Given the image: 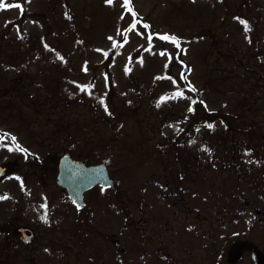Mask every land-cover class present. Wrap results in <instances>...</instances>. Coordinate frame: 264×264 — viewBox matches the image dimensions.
Instances as JSON below:
<instances>
[{"label":"rangeland","instance_id":"rangeland-1","mask_svg":"<svg viewBox=\"0 0 264 264\" xmlns=\"http://www.w3.org/2000/svg\"><path fill=\"white\" fill-rule=\"evenodd\" d=\"M25 1V7L38 14L19 16L20 7L0 8V35L15 42L19 30L31 33L22 48L15 47L21 58L34 50L32 44L39 42L42 31L53 47L38 45L36 58L42 59L45 52L47 64L42 74L33 58L24 67L30 79L37 75L31 79L34 91L46 96L31 92L29 97L25 94L11 101L0 98V164L10 166L0 180V192L8 194L0 199V264H136L140 221L177 224L185 219L184 209L199 212L202 205L208 251H217L219 240L224 246L238 239L234 255L241 260L235 264H252V253L264 259V226L252 219L253 215L261 218L255 204L264 205L260 200L264 193V71L253 62L254 74H245L251 40L239 17L262 20L254 27L259 29L260 46L264 44V0H130L131 12L123 0L111 4L68 0L67 7L62 0ZM155 33L175 35L179 43ZM110 49L107 65L102 62ZM179 59L190 66L185 78L180 77ZM51 73L53 85L42 88L36 83ZM94 78L84 96L80 85ZM207 83L210 87L205 88ZM112 87L119 92L109 101L114 118L94 117L86 105L95 100V89L100 97ZM202 87L206 90L201 101L210 111L220 110L214 120L219 129L215 139H223L227 146L231 142L221 129L224 119L238 127L232 132L233 149L225 152L216 147L217 160L234 163L229 169L202 165L208 157L204 129L197 138L183 136L181 127L187 124L193 89ZM64 100L70 101L68 107ZM64 113L67 119H61ZM68 119L95 137L93 147L83 149L79 141L70 139ZM95 144L102 152H97ZM69 146L78 153L74 158L105 163L115 181L112 186L96 185L86 191V207L78 217L67 209L70 205L54 182L57 157ZM199 148L197 161L192 155ZM182 161L194 164L186 175L179 172ZM174 187L187 189L189 198L163 199V192ZM48 202L55 203L63 215L53 229L41 225L42 205ZM20 224L36 231L30 246L12 234V228ZM162 235L169 236L168 230ZM125 252L132 253L131 261L121 262Z\"/></svg>","mask_w":264,"mask_h":264},{"label":"trees","instance_id":"trees-1","mask_svg":"<svg viewBox=\"0 0 264 264\" xmlns=\"http://www.w3.org/2000/svg\"><path fill=\"white\" fill-rule=\"evenodd\" d=\"M17 0H5L6 3H16ZM22 2L21 4V12L19 14V16H22V14H30V16L32 15H37L38 13H32L30 12L24 5V3H26L25 0H21ZM62 2L64 3L65 7L68 6V0H62ZM241 18V21L244 23L245 21H247V36L250 37V42H249V48L246 51V55H248V62L249 65L244 66V69L247 68L245 70V74L248 75H252L255 72V68L253 66V62L257 65V67L259 68L260 72L264 71V44H261L259 38H258V31L259 29H257V31H255V23L259 26V24H261L262 20H257L254 19V21L245 15H240L239 16ZM245 24V23H244ZM74 25L72 24V22L70 21V27L72 28ZM72 34L75 35V37H77V34L75 33V31H72ZM29 35V36H28ZM18 36L19 38H16L17 40L15 42H13L12 40H6V36L5 35H0V98L2 99V101H7V100H14L15 98H24L25 94L26 97H29V95L31 94V92H37L40 93V96L43 94L45 95L46 93L41 92V90L38 91H34L33 86H34V82L31 79H34L37 77L34 76V78H31V76H29V71L25 70L24 67H27V64H30L31 61H28L30 58H33L34 60H38L37 64L39 66V69H41V71H39L40 74L43 73L44 69H45V64L46 61L45 60V52L42 53V59H37L36 55H38V45L39 44H43V45H48L49 47H53L51 44V42L48 39V34H46L44 31H42L40 33V38H38L39 42H34V44H32V46L34 47V50L30 51L29 53H26L24 55H22L21 58V54H17L15 52V47L18 46L20 48H22V44H25L28 42L29 37L31 38V33L25 31V30H19L18 31ZM17 36V37H18ZM5 37V38H4ZM31 42V41H30ZM264 42V39H263ZM16 43V44H15ZM112 49H110L109 51L105 52L106 54L103 57V62L107 65L109 64V59L112 57ZM53 60H55L54 58H52ZM53 60H50L49 62L51 64H53ZM63 62L65 61V59L62 60ZM49 66V65H48ZM43 70V71H42ZM54 68L53 71L54 72ZM96 78V77H95ZM95 78L91 81H89L86 85H90L91 87L94 84ZM248 78V77H247ZM55 82V79L52 77V73L47 77V79L44 80H39L36 83H39L40 86L42 88H46L49 85H53ZM247 82V81H246ZM108 86L110 87V84H108ZM210 87V83H207L204 87ZM90 87V88H91ZM202 87V89H194V94L192 95V102H190L189 105V110L187 109V112H190L189 115H185V120L187 121V124H184L181 128H183V136L185 139H189L190 137L195 135V138H197L199 136V133L201 131H205L206 136L204 137V145L207 149H211V151H208V157L205 158V160L202 162V165H206L208 167H220L221 169H223L224 167H228L231 168L234 166V163H232V161H228V164L226 163H221L219 160H217L216 155H217V151H216V147H221L224 149L225 152H227L228 150L233 149V145L235 144V139L232 138V132L237 130V124H234L235 122H231L228 120H223L222 121V130H224L227 134V138L231 139V142L229 143V146L227 145H223V142L221 138H217L216 132L219 131V129L216 128V124H214V120L215 118L218 116V114L220 113L219 109H212L211 111L209 110L210 108H208V106L205 104V102L201 101L203 99V95L205 93V88ZM90 88H86L84 91V96H86L87 94H89V90ZM114 87L109 88V90H106L100 97L98 95V90L95 89V100L93 102H88V104L86 105V107H88V109L90 108V111H93V116L97 118V116H102V117H106V118H114V114L112 111V108L110 105L111 102L109 103L110 99L112 98V95H119L118 91H114L113 90ZM192 88V87H191ZM185 90V89H184ZM109 91V92H108ZM240 92V91H239ZM177 92L174 91V94H176ZM105 95H107V97H105ZM46 96V95H45ZM83 96V97H84ZM83 97H81V100H85ZM103 97L104 103L107 104L109 111H105V108L103 106V104L100 101V98ZM242 97V96H241ZM219 98H221L222 100L224 99V97L219 96ZM225 100H229L226 99ZM64 106H69L70 105V101L69 100H64L62 101ZM38 105L40 106L41 103H38ZM226 106V105H224ZM222 107V106H221ZM37 108V107H35ZM111 113V114H109ZM66 113H64V115L61 117V119H67ZM229 116H233V114H229ZM224 117H228V115H225ZM230 118V117H229ZM75 122H72V120L68 119V123L67 126H69L68 133L70 135V139H74L73 142H80L81 144V148L85 149V148H91L93 147L92 143L96 142L95 137L90 135V133L88 132H84L83 128L78 127L75 128L74 124ZM205 124V125H204ZM208 124H212L213 127L209 128ZM187 126H190V128L187 129ZM205 127V128H204ZM100 136V135H96ZM225 137V136H224ZM212 139H215V142H212ZM188 140V142H189ZM202 141V142H203ZM201 142V141H200ZM180 141H178L176 144L177 146H179ZM83 144V145H82ZM98 151L102 152L103 148L98 147L96 144L94 145ZM68 151L72 154V155H77V151L74 147L69 146ZM93 149V148H92ZM85 157V159H88L89 157L87 155H83ZM95 156H98L97 154ZM198 158H201V148H199L197 150V152H194V154L192 155V158H195L197 160ZM96 161L99 160V157L94 158ZM106 159H102V161H105ZM198 161V160H197ZM218 162H220L221 164H219ZM182 163H184L182 161ZM217 163V164H215ZM189 165H194L193 161L191 162V164H189L188 162H185L183 164V166L179 169V172L183 173L182 171L185 170L184 173L188 172L189 170ZM210 165V166H209ZM183 169V170H182ZM188 179V177H187Z\"/></svg>","mask_w":264,"mask_h":264},{"label":"flooded vegetation","instance_id":"flooded-vegetation-1","mask_svg":"<svg viewBox=\"0 0 264 264\" xmlns=\"http://www.w3.org/2000/svg\"><path fill=\"white\" fill-rule=\"evenodd\" d=\"M58 191L61 197L68 201L70 206H68L69 208L67 209L78 217V215L84 211V208L77 209L63 190L58 188ZM187 191V189L181 187H174L169 189L167 193L163 192L162 198L180 202L184 199L183 197L189 198L186 193ZM262 195L263 197L260 200L263 201L264 204V193ZM50 201L51 200H49V202ZM49 202L47 204L45 203L47 205L46 208L43 207V217L46 215L47 219H41V225L42 228L53 229L58 226L59 218H63V215L57 210L58 206L55 203ZM249 202L250 200H247L246 205H250ZM251 206H253V204H251ZM203 207H205V205L200 207L199 212L191 208L184 209L185 219L178 221L177 224L170 222L155 225L154 221H140L139 225L136 226V232L139 234L138 238L140 241V251L136 254L135 258L136 264H235L237 260H241L240 255L237 257L234 255L235 248L238 249V239L224 246H222V242L219 240L217 241V251H208L207 216L202 210ZM253 208L256 213L261 214V218H259L258 215H253L252 219L254 221L257 219L260 222L259 224H263L264 226V205L260 207V205L255 204ZM251 225H255L254 222H251ZM166 229L168 230L169 236L165 238L162 233H164ZM34 233L36 237V231ZM160 236L163 237V239L160 238ZM34 240L28 244V246H30ZM44 250L46 249L44 248ZM124 255L127 257H121V262H123V259L130 261L133 259L131 256L132 253L125 252ZM250 258L253 260L252 264H264V259L260 256H253L252 253ZM129 264H131V262H129Z\"/></svg>","mask_w":264,"mask_h":264},{"label":"water","instance_id":"water-1","mask_svg":"<svg viewBox=\"0 0 264 264\" xmlns=\"http://www.w3.org/2000/svg\"><path fill=\"white\" fill-rule=\"evenodd\" d=\"M161 38V36L158 34ZM171 41V40H169ZM177 43V42H175ZM182 65L180 77L184 78L189 73L188 63L181 59ZM7 167L0 165V178L6 173ZM112 185L113 180L110 178L104 164H90L76 159H72L68 152H64L58 159L56 184L65 189L78 208L84 205L83 192L95 184ZM0 196L2 193L0 192ZM13 232L24 242L29 243L33 239V231L26 226H18Z\"/></svg>","mask_w":264,"mask_h":264},{"label":"snow or ice","instance_id":"snow-or-ice-1","mask_svg":"<svg viewBox=\"0 0 264 264\" xmlns=\"http://www.w3.org/2000/svg\"><path fill=\"white\" fill-rule=\"evenodd\" d=\"M105 2L111 4V3L113 2V0H105ZM123 5L126 6V7H128V10H129L130 12L132 11V9H131V7H130V0H123ZM13 6L18 7V8L21 7V5H20V3L18 2V0H17V2H16L14 5H13V4L6 3L5 0H0V8L7 9V8H10V7H13ZM65 15H68V14L65 13ZM244 23H245L246 28H247V27H248V25H247V21H245ZM144 27L147 28L148 25L145 24ZM159 35H160L161 38L164 39V40H171V41H173V42H177V43H178V38L175 37L174 35H172V36H170V35H168V34H159ZM109 39H111V37H109ZM148 39H149V41H151V36H149ZM45 47H49V46H48V45H45ZM61 59H63V57H61ZM84 70L87 71L86 68H85ZM80 87H81V89L83 90V89H86V88H90L91 86H90V85H80ZM188 87L191 88L192 85L189 84ZM193 90H194V89H193ZM176 94H177L178 96L183 95L182 92H177ZM162 99H163V97H162ZM100 101H101V103L103 104V106H104V108H105V111H106V112L109 111L107 104L104 103L103 97L100 98ZM189 110H192V109H189ZM109 114H111V113H109ZM208 127L211 128V127H213V125H212V124H208ZM8 135H11V134H8ZM11 139H12L13 141L16 140L15 136H11ZM16 147L19 148L20 146L17 144ZM25 151H26V150H25ZM208 151H211V149H208ZM245 152H251V149H245ZM16 178H17L18 180L20 179L19 177H16ZM7 195H8V194H5L4 196H0V199H4V198H6ZM42 207H45V208H46L47 205H46V204H45V205H42ZM77 207H79V205H78ZM42 218L46 220V219H47V216L45 215V216L42 217Z\"/></svg>","mask_w":264,"mask_h":264}]
</instances>
